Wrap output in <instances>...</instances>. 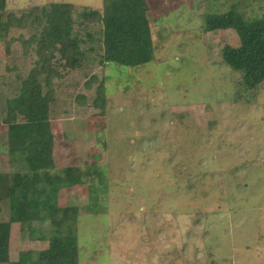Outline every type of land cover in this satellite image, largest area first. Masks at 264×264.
Segmentation results:
<instances>
[{"label": "rangeland", "instance_id": "374dc122", "mask_svg": "<svg viewBox=\"0 0 264 264\" xmlns=\"http://www.w3.org/2000/svg\"><path fill=\"white\" fill-rule=\"evenodd\" d=\"M6 1L9 10L103 2ZM147 3L156 60L108 64L104 105L57 109L50 120L55 170L81 175L57 201L79 210L78 264H264V86L236 101L242 74L221 50L238 46V34L204 30L231 5L264 19V0ZM6 64L0 45V77ZM6 130L1 124L0 173L12 170ZM47 204L40 220L11 225L10 263L48 246L38 237L50 227Z\"/></svg>", "mask_w": 264, "mask_h": 264}, {"label": "trees", "instance_id": "16d2710c", "mask_svg": "<svg viewBox=\"0 0 264 264\" xmlns=\"http://www.w3.org/2000/svg\"><path fill=\"white\" fill-rule=\"evenodd\" d=\"M6 3L0 0V45L7 57L0 125L7 127L3 149L12 170L0 173V264L10 263L11 225L40 220L43 201L50 227L38 237L48 246L21 252L10 264H78L79 210L57 201L59 191L78 184L81 175L72 167L55 170L50 120L57 109L66 114L87 102L94 109L104 105L108 64L136 67L156 60L149 6L147 0H103L100 7L53 2L9 10ZM228 29L236 31L239 45H225L222 60L242 74L235 100L248 102V91L264 86V19L249 20L231 5L205 20L206 32Z\"/></svg>", "mask_w": 264, "mask_h": 264}, {"label": "crops", "instance_id": "0c3cea01", "mask_svg": "<svg viewBox=\"0 0 264 264\" xmlns=\"http://www.w3.org/2000/svg\"><path fill=\"white\" fill-rule=\"evenodd\" d=\"M96 7V6H95ZM98 7V6H97Z\"/></svg>", "mask_w": 264, "mask_h": 264}]
</instances>
